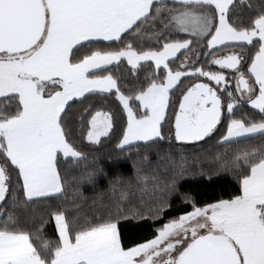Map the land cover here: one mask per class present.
<instances>
[{"label": "snow or ice", "instance_id": "6c2138e0", "mask_svg": "<svg viewBox=\"0 0 264 264\" xmlns=\"http://www.w3.org/2000/svg\"><path fill=\"white\" fill-rule=\"evenodd\" d=\"M0 264H264V0H0Z\"/></svg>", "mask_w": 264, "mask_h": 264}, {"label": "trees", "instance_id": "16d2710c", "mask_svg": "<svg viewBox=\"0 0 264 264\" xmlns=\"http://www.w3.org/2000/svg\"><path fill=\"white\" fill-rule=\"evenodd\" d=\"M204 148L205 150L212 151V149L209 148V145H204ZM214 154L215 153L213 152V155ZM88 155H89V160L85 164H82L79 169L75 170L76 172L82 171L85 167L92 166L91 162L93 159L98 161V166L104 167L109 163L110 158L111 159L117 158L115 150H114V144L105 145L96 152H89ZM189 155H191V153H189ZM120 160L125 164V167L121 169H113L112 171L113 172L120 171L124 174H128V172L131 169L132 161L130 160L125 161L123 157H120ZM190 166L210 169L213 166V160L211 157L205 158L204 156H201L198 161H195V160L190 161ZM105 170L107 171L108 169L105 168ZM214 179L217 180V182L211 185H208L207 180H204L203 182H201L198 176L191 178V179L181 180L180 184L183 185V188L181 190L188 191V190L199 189L201 191H206L208 193L215 191L219 195L220 193L229 194L233 192L234 190H236L237 188L235 179L231 175H228L227 173H221L220 177L214 176ZM68 181H69V187H70L69 194L71 195V186L73 184L71 175L68 176ZM106 185H107V181L104 179H101L99 182V187L104 188L106 187ZM84 193L86 196H91L92 195L91 187L88 185H84ZM90 203L91 201H89V204ZM146 234L147 233L144 230H129L127 235H128V239H137ZM125 242L127 243L128 240L126 239Z\"/></svg>", "mask_w": 264, "mask_h": 264}]
</instances>
